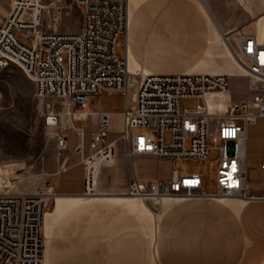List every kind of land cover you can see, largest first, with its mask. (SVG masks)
<instances>
[{"label":"built area","instance_id":"2783aa9c","mask_svg":"<svg viewBox=\"0 0 264 264\" xmlns=\"http://www.w3.org/2000/svg\"><path fill=\"white\" fill-rule=\"evenodd\" d=\"M75 1L83 11L79 31L57 29L60 18L68 13L69 0H13L0 25V70L20 66L35 82L36 96L52 99L48 108L68 102L74 115L82 113L79 119L84 121L91 117L87 109L91 96L125 94V107L119 112L121 135L108 140L115 124L111 111L99 112L97 127L90 131L84 195L102 193L101 177L117 167L122 148L129 174L125 190L119 193L151 199L156 205L162 196L264 199L247 180L248 127L264 116V41L258 34L244 25L232 29L235 35L228 37L234 54L247 68L252 96L235 100L230 94L225 108L212 109L209 94L231 93V75L132 73L128 59L118 52L120 36L129 30V0ZM257 14L253 12L249 25ZM135 83L129 99L130 86ZM191 97L203 98L205 103L183 109L181 98ZM77 134L75 148L83 149L85 129L78 128ZM57 145L61 153L67 149L65 134H57ZM210 155H217L218 161L215 193L205 191L199 172L183 174L175 169L167 177H143L134 160L138 156L174 160ZM54 195V187L48 185L32 191L14 189L5 182L0 167V264H44L45 215Z\"/></svg>","mask_w":264,"mask_h":264},{"label":"crops","instance_id":"0c3cea01","mask_svg":"<svg viewBox=\"0 0 264 264\" xmlns=\"http://www.w3.org/2000/svg\"><path fill=\"white\" fill-rule=\"evenodd\" d=\"M129 6L125 55L119 54L128 59L132 73L189 70L246 76L230 72L236 67L226 54L222 58L214 55L221 47L215 31L234 36L231 30L244 25L248 29L246 24L256 11L253 28L264 41L261 0H129ZM168 44L189 52L184 64L164 69L153 62ZM103 95L91 96L87 106L97 120L99 112L114 111L89 108L90 100L95 103ZM244 95L241 98L250 97L252 91ZM81 116L80 112L74 119L70 116L72 125L65 129L75 128V120ZM80 128L85 129L84 148L68 146L55 173L53 187L58 194L53 210L59 198L73 199L48 225L45 215L44 229L49 236L45 264H264V199L172 198L165 208L161 200L159 211L145 204L149 210L142 208L144 217L149 214L155 219L152 240L141 213L126 203L114 196L104 199L84 195V158L90 152V133L84 125ZM263 161L264 116H260L248 127L247 158L248 184L258 194H264ZM101 184L99 195L122 194L106 187L104 179Z\"/></svg>","mask_w":264,"mask_h":264},{"label":"rangeland","instance_id":"374dc122","mask_svg":"<svg viewBox=\"0 0 264 264\" xmlns=\"http://www.w3.org/2000/svg\"><path fill=\"white\" fill-rule=\"evenodd\" d=\"M12 1L0 0V25L9 13ZM46 1L50 2V0ZM69 2L71 4L68 8V13H65L60 18V21L57 23V29L69 28L73 31H79L83 21L82 6L75 0H69ZM247 24V30L255 31L253 28L254 23ZM120 42L118 52L124 56L125 33L120 36ZM172 47L170 44L166 45L164 50L159 51V55L156 56L157 58H154L153 62L158 66L161 65L164 69L184 64L186 57L189 56V52L176 50ZM150 72L158 71L151 70ZM183 72L206 71L186 70ZM249 82L250 78L248 76H231L230 90L235 100L245 97L244 94L249 91ZM136 86L137 83L133 84L132 91H134ZM132 91H129V99H131ZM50 100L52 99L41 100L36 96L35 82L20 66L11 65L0 70V167L3 170L5 182L12 185L14 189L32 191L39 189L43 185L53 186V181L56 176L55 173L60 166L59 161L61 155L64 153H61L58 148L57 134H65L68 140V146H74L78 139V128L84 125L90 133L91 130L97 127V117L95 115L91 116L84 123L82 120L76 119L75 128L60 129L58 125L50 126L51 124L47 122V115L49 113L47 104ZM91 101L89 108H109L114 110V130L110 133L108 140L118 138L121 135L120 128L122 126L119 110L125 107V94L121 92H106L101 99L98 96L95 103ZM204 103L205 100L203 98H181V106L183 109ZM55 104L56 107L54 106L52 108V111L54 110L55 113L64 109L63 103L60 106L57 102ZM61 123L63 125L72 123L69 114H62ZM135 130L145 131V128L135 127ZM166 139L167 141L170 140L169 132L166 134ZM88 148L91 152L89 143ZM123 154L124 152L121 148L117 167L107 169L101 177V181L104 179L106 187H109L111 190H116L118 193L125 190V183L129 174V164L126 162ZM147 159L149 157L145 156L134 158L138 164V172L143 177H167L175 169H178L183 174L199 172L204 177L205 191L208 193H215L217 191V155H210L208 158H176L174 160ZM121 179L123 180L122 183L115 185L116 181ZM54 192L58 194L55 189ZM54 196L49 200L47 216L53 210L56 200ZM148 215V220L154 224V216ZM141 217L146 226V218L143 215ZM44 233L46 240V259L49 248V236L45 232V229ZM157 256L158 253L156 254Z\"/></svg>","mask_w":264,"mask_h":264},{"label":"bare ground","instance_id":"6f19581e","mask_svg":"<svg viewBox=\"0 0 264 264\" xmlns=\"http://www.w3.org/2000/svg\"><path fill=\"white\" fill-rule=\"evenodd\" d=\"M263 3V2H262ZM264 4V3H263ZM257 17V16H256ZM130 19V18H129ZM216 35H219V39L221 41V47L218 51L214 52V55L217 56V54H220L219 57L223 55H227L229 57V59L231 60V62L233 63L234 67H236L235 70H231L230 72L233 73H244L245 75L247 74V68L246 66L243 64L242 61H240L238 59V57L234 54L232 47L230 46L229 42H228V37L230 34H217V32L215 31ZM234 33V32H232ZM235 34V33H234ZM225 52V53H224ZM133 61V60H132ZM222 62V60H221ZM138 67V66H137ZM130 70V69H129ZM134 73H142V74H146L147 72L144 71H136ZM133 84H131L130 86V90L132 91ZM229 96V93H222V94H209V102L211 105L212 109L215 108H219V109H223L225 108L226 105V99ZM132 97H133V92H132ZM216 97H220V100H216ZM52 105L49 108V113L50 115H55L57 117V123H50V126H55L58 125V127H60V129H65L68 125H72V123H69L67 125H63L61 123V116L63 113H67L69 114V116H72L74 119V113L72 112V109L70 108L68 102H66L64 104V109L60 110L59 112L55 113V111H52ZM49 123V122H48ZM58 197H61L62 195H57ZM72 196V195H71ZM75 196V195H74ZM80 196V195H79ZM94 196V195H93ZM97 197H102L104 199H108L111 198L110 196H114L116 200L122 201L124 203H126L127 205H129L132 209L138 211L139 213H141V215L144 216V214L146 215V212L142 211V208L145 207L146 201L144 200L143 197L141 196H136V195H129V194H117V195H96ZM109 196V197H108ZM172 198H177V199H190V198H180V197H170V196H162L158 199V203L161 202V200L163 201V207L165 208L166 205L169 203V201H171L170 199ZM215 198H233V197H215ZM73 198H59L58 202H57V206L56 208L48 213L47 216V225L50 223L51 219H54L61 210H63L64 206L66 205V203H68L67 201L71 200ZM164 199V200H163ZM148 205V204H147ZM149 206V205H148ZM146 209H148L147 207H145ZM151 208V207H150ZM152 209V208H151ZM149 210V209H148ZM153 222H150V220H148L146 218V226L148 229V232L151 236V239L153 240L154 238V225L152 224Z\"/></svg>","mask_w":264,"mask_h":264},{"label":"water","instance_id":"95a60500","mask_svg":"<svg viewBox=\"0 0 264 264\" xmlns=\"http://www.w3.org/2000/svg\"><path fill=\"white\" fill-rule=\"evenodd\" d=\"M48 122L49 123H56L57 117L53 116V115L48 116ZM141 188L144 190L145 189L144 185H141ZM145 201L149 205V207H151L154 211H159L158 205L154 204L151 199H146Z\"/></svg>","mask_w":264,"mask_h":264},{"label":"snow or ice","instance_id":"6c2138e0","mask_svg":"<svg viewBox=\"0 0 264 264\" xmlns=\"http://www.w3.org/2000/svg\"><path fill=\"white\" fill-rule=\"evenodd\" d=\"M227 134V133H226ZM233 170H235V166L233 165Z\"/></svg>","mask_w":264,"mask_h":264}]
</instances>
